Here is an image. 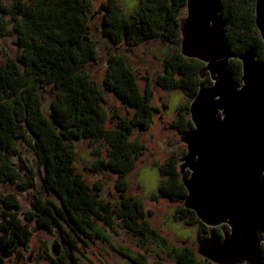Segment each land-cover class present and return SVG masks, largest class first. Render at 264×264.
<instances>
[{
  "label": "trees",
  "instance_id": "1",
  "mask_svg": "<svg viewBox=\"0 0 264 264\" xmlns=\"http://www.w3.org/2000/svg\"><path fill=\"white\" fill-rule=\"evenodd\" d=\"M185 0H136L132 11L125 12L117 0H101V33L112 44L134 46L147 38L179 44L178 19ZM254 0H221L224 40L234 56L229 59L233 77L240 75V60L236 55L247 47H254L258 57H264L262 41L254 24ZM91 0H11L0 2V12L7 14L15 43L20 48L14 58L0 64V181L15 183L24 189L33 184V170L21 161L18 166L11 155L18 154V140L29 143L39 170L37 174L45 193L56 198L34 195L33 206L23 212L24 221L17 216L18 200L14 193L0 196L2 203L11 208L0 223V264H8L18 247L26 248L31 230L57 226L64 235L62 241L69 249L64 258L75 264L70 248L79 249L77 240L93 242L97 237L109 241L104 226L120 227L137 246V250L122 248L119 252L131 264H162L161 254L173 264H215L200 256L196 247L187 240L179 243L170 239L151 224L143 202L127 193L126 174L142 152V143L130 139L135 125L147 126L150 115L157 107L151 103L152 90L148 81L140 86L136 72L124 56L112 51L106 57L101 86L132 109L131 116L115 113V122L103 106L104 96L98 83L85 70L84 64L95 60V40L90 32L88 10ZM164 69L154 77L162 88L179 89L189 99L179 102L173 117L167 122L179 133L192 127L188 115L190 99L199 82L202 62L182 55L179 50L165 53ZM147 80V76L144 77ZM49 85L53 96L47 112L41 109L39 88ZM110 122V121H109ZM87 137L104 143V153L93 167L115 173L117 202L111 203L100 195L99 182H88L74 162V140ZM181 153L170 151L157 162L162 176L153 199L159 196L182 202L185 188L177 167ZM21 160V158H20ZM27 172L23 176L22 170ZM36 173V172H34ZM14 208V209H12ZM183 223L197 227L198 240L205 237L208 227L190 208L182 203L172 214ZM34 222L33 227L30 223ZM100 222V223H99ZM221 237V231L214 227ZM156 259L149 260L148 252ZM264 263V246H262ZM62 263V259H58ZM244 264V263H241Z\"/></svg>",
  "mask_w": 264,
  "mask_h": 264
},
{
  "label": "water",
  "instance_id": "2",
  "mask_svg": "<svg viewBox=\"0 0 264 264\" xmlns=\"http://www.w3.org/2000/svg\"><path fill=\"white\" fill-rule=\"evenodd\" d=\"M220 4L185 0L178 19L179 52L200 60L199 77L210 81L199 82L188 105L192 127L179 133L181 203L208 227L196 244L200 256L215 264H264V57L243 49L233 77ZM253 13L264 55V0H254Z\"/></svg>",
  "mask_w": 264,
  "mask_h": 264
},
{
  "label": "rangeland",
  "instance_id": "3",
  "mask_svg": "<svg viewBox=\"0 0 264 264\" xmlns=\"http://www.w3.org/2000/svg\"><path fill=\"white\" fill-rule=\"evenodd\" d=\"M11 0H0L3 4H8ZM101 0H91V7L88 10L90 32L95 40V49L97 56L95 60H89L84 64V68L90 76L98 83L104 96L103 106L109 118L108 124L112 126L116 120L115 113L125 116L132 115V109L124 105L116 95L103 89L101 78L103 77L106 57L112 51L121 53L127 64L136 72L138 83L144 86L148 85L152 90L151 103L157 107L150 115L147 126L135 125L131 129L130 139L142 143V152L137 157L133 167L126 174L127 193L138 197L146 209L151 211L149 219L159 231L165 234L171 242L179 243V240H187L191 247H196L198 242L197 227L188 225L182 220L177 219L172 214L176 213L177 207L181 202L174 201L165 196H159L158 199L151 197V192L155 190L160 178L161 172L157 167L165 155L170 151L181 153V146L184 143L179 140V132L168 125V120L173 117L175 107L179 102L186 101L189 98L179 89H167L154 83V77L162 73L164 69L165 53H171L179 50V44L161 42L157 38H147L134 46H125L123 44H112L101 33V9L99 3ZM120 7L125 12L132 11L136 0H117ZM185 14V7L182 9V15ZM181 15V16H182ZM8 15L0 12V64L7 58H14L20 52V48L15 43V34L11 30ZM147 76V80L144 77ZM41 109L47 112L49 101L53 96V89L49 85L39 88ZM104 143L94 142L87 137H80L74 140V164L77 170L88 182H99L100 195L108 199L111 203L117 202L119 191L115 187L116 175L114 172L101 167H93L95 160L104 153ZM18 154L11 155V161L18 166L24 162L32 168L33 184L24 189H19L15 183L0 181V196L7 192L15 194L18 200L17 216L23 221V212L32 208L34 195L39 194L42 197L56 198L52 193H45L37 170L36 157L26 141L18 140ZM21 158V160H20ZM22 170V169H21ZM23 176L27 174L22 170ZM14 209V208H12ZM11 208L6 207L0 199V223L5 219V212ZM5 217H3L4 215ZM100 223V222H99ZM35 223L31 222L30 227ZM109 236V241L100 238L93 239V242L86 240V243L77 240L75 244L79 249L70 248L75 258V264H131L129 258L119 252L122 248L137 250L135 243L120 228L104 226ZM64 233L57 226L52 225L48 228H37L29 236L26 248L18 247L16 252L9 258H4L8 264H71L67 258L58 260L57 254L61 250L69 249L67 243L62 241ZM53 246L57 247V254L52 252ZM162 264H173L172 260L160 253ZM149 260L156 259L153 252L147 253Z\"/></svg>",
  "mask_w": 264,
  "mask_h": 264
},
{
  "label": "flooded vegetation",
  "instance_id": "4",
  "mask_svg": "<svg viewBox=\"0 0 264 264\" xmlns=\"http://www.w3.org/2000/svg\"><path fill=\"white\" fill-rule=\"evenodd\" d=\"M209 80V79H208ZM181 220V219H180ZM183 221V220H182ZM217 229L218 230H220V227L219 226H217ZM57 258L59 259H63V257H64V254H63V250H61L58 254H57Z\"/></svg>",
  "mask_w": 264,
  "mask_h": 264
}]
</instances>
